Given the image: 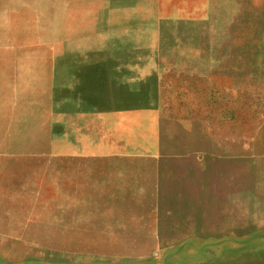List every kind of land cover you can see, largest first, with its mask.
Listing matches in <instances>:
<instances>
[{
    "label": "rangeland",
    "instance_id": "1",
    "mask_svg": "<svg viewBox=\"0 0 264 264\" xmlns=\"http://www.w3.org/2000/svg\"><path fill=\"white\" fill-rule=\"evenodd\" d=\"M0 264H264V0H0Z\"/></svg>",
    "mask_w": 264,
    "mask_h": 264
}]
</instances>
